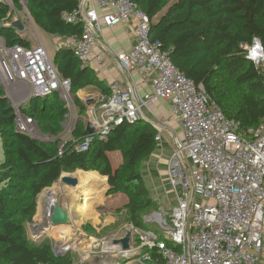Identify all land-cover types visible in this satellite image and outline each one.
Masks as SVG:
<instances>
[{"label":"built area","instance_id":"1","mask_svg":"<svg viewBox=\"0 0 264 264\" xmlns=\"http://www.w3.org/2000/svg\"><path fill=\"white\" fill-rule=\"evenodd\" d=\"M89 4L81 0L79 9L66 16L69 23L81 24L83 31L65 38V48L82 67L105 61L99 48L104 31L133 22L135 46L115 56L127 75L139 73L150 81L151 90L141 93L113 82L110 95L97 100L98 108L89 107L91 117L85 119V126L91 121L99 131L88 135L79 150L87 151L95 140H105L117 125L140 119L156 129V143L172 122L180 134L167 164L174 201L166 214L170 226L166 227L167 217L156 218L164 235L132 226L129 250L115 244L118 239L97 241L88 252L78 248L81 262L95 257L99 248L102 264H157L153 252L164 264H264V122L244 130L227 118L206 89L181 72L160 44L151 40L152 21L135 0H91ZM0 46L3 84H26L29 100L70 95L71 81L61 77L42 42L31 48ZM246 52L264 74L261 41L255 38ZM162 102L171 105L170 118L155 115L153 106ZM18 114V129L28 133L33 119ZM129 257L134 258L126 261Z\"/></svg>","mask_w":264,"mask_h":264},{"label":"trees","instance_id":"2","mask_svg":"<svg viewBox=\"0 0 264 264\" xmlns=\"http://www.w3.org/2000/svg\"><path fill=\"white\" fill-rule=\"evenodd\" d=\"M24 1L43 33L60 39L82 33L81 24L66 20L79 9L81 0ZM135 1L152 21L151 40L160 44L181 72L206 89L227 118L244 130L264 122V74L247 59L246 52L255 38L264 49V0ZM12 2L21 6V0ZM9 14L10 8L0 2V19ZM6 26L10 25L0 28V36L7 48L32 47L15 28ZM54 64L61 77L71 81L73 93L95 87L103 96L110 95V88L92 68L82 67L71 50L59 49ZM58 98V94L31 98L21 109L37 121L42 133L54 138L44 143L18 129L17 111L0 84V264H75L72 253L58 256L51 244L35 246L27 233V225L37 215L38 196L53 188L64 173H95L102 187L108 178V194L127 197L122 209L134 227L149 230L144 213L159 207L141 171L157 146L153 125L146 119L123 122L105 140L97 139L87 151H80L78 145L88 136L86 117H81L72 133L74 141L60 147L59 136L69 110ZM46 99H53L49 110ZM75 103L84 116L85 103L78 97ZM112 153L121 154L119 166L113 164ZM99 199L101 196L90 198L86 207ZM94 203L89 210L84 208L86 216L93 215ZM153 257L157 264H164L157 253Z\"/></svg>","mask_w":264,"mask_h":264},{"label":"rangeland","instance_id":"3","mask_svg":"<svg viewBox=\"0 0 264 264\" xmlns=\"http://www.w3.org/2000/svg\"><path fill=\"white\" fill-rule=\"evenodd\" d=\"M1 3L6 4L10 8V14L8 18L0 19V28L5 25H13L16 22H19L22 25V30L15 28L18 33L27 39L32 47H36L41 42L44 43L49 55L54 58L55 51H58L61 48H65L66 40L54 37L53 40L49 37V35L43 33L33 22L30 17L29 12L26 8V3L24 0H21V6L16 7L12 0H0ZM5 44V41L0 36V45ZM1 47V46H0ZM0 82L1 78H0ZM0 83V84H1ZM4 90L6 91L12 106L17 111V114L20 113L19 117L29 118V116L24 115L22 113V107H25L29 102V87L25 84L23 85H3L1 84ZM23 92V96L17 98L15 93ZM232 91L236 93V88L232 87ZM89 95H85L84 99L88 96H93L94 94L89 90L82 92ZM19 94V93H18ZM59 98L57 99L60 103L65 105L69 110L68 115L65 118V122L63 124L62 134L59 136V140L61 141L60 147H63L65 144L74 141L72 137V133L74 128L79 123L81 117L89 118L91 117V113L88 107H94L96 110L97 104H92L87 106V111L84 116L80 113L79 108L76 106L75 99L79 98L78 93L75 94L72 92L68 97L61 95L58 93ZM81 99V98H79ZM53 99H46L45 103H48L47 110L50 108V102L52 103ZM81 101L84 102L83 99ZM36 102V101H34ZM49 113V112H48ZM23 115V116H22ZM24 118V117H23ZM85 118V119H86ZM84 119V123H85ZM30 134L35 139L44 142L50 143L54 141V138L48 134L42 133L37 121L34 119L32 124H29ZM165 135V134H164ZM149 159L145 160L142 164L141 171L144 176H147L149 169ZM114 164L122 163V156L120 154H116L113 156ZM119 164V165H120ZM76 173V172H75ZM75 173H68L74 175ZM106 187H100L96 184H86L77 188L76 198L70 201H67L64 197L60 198V203L63 207L67 208L71 215V225L68 226H58L54 227L49 224L47 215L44 214V211L38 212V215L34 218V221L31 224L27 225V233L28 238L31 244L35 246L43 245V244H51L52 248L56 255H62L65 250V253H72L74 256L75 264H102V257H100V249H95V254L90 258L82 259L84 262H81V257L79 253L76 251H80L78 248L83 246L82 250L88 252V249L92 250L94 247L93 242L102 241V240H113V239H121L126 236L127 232L131 230L133 226L128 221V213L123 210L124 204L127 202V197L123 194L110 195L107 193V180ZM60 185V182L57 181L52 187V189H57ZM66 191H70L73 189L67 188L65 186ZM101 189V190H100ZM91 190V191H90ZM88 191V192H87ZM57 192V191H56ZM85 192V193H84ZM87 192V193H86ZM58 193V192H57ZM97 196H101V199L95 201L93 205V215L86 216L84 212V208L88 209V207L82 206L83 203L86 204L84 199L86 198H97ZM73 197V196H72ZM85 197V198H84ZM173 202V199H172ZM159 204V203H158ZM172 204L163 206L159 204L158 208L149 210L144 213V223L146 228L149 230H154L161 235H164V232L159 229L156 224L157 215H163L167 217V225L170 226L169 216L166 214L172 209ZM90 213V212H89ZM48 225V226H47ZM54 229V230H53ZM81 242H80V241ZM79 241V242H78ZM79 245V246H78ZM89 246L87 249L85 247ZM60 248L59 253H57L56 249ZM69 248L68 251H66ZM89 250V251H90ZM84 255V254H83ZM90 255V254H89ZM63 256V255H62Z\"/></svg>","mask_w":264,"mask_h":264},{"label":"crops","instance_id":"4","mask_svg":"<svg viewBox=\"0 0 264 264\" xmlns=\"http://www.w3.org/2000/svg\"><path fill=\"white\" fill-rule=\"evenodd\" d=\"M87 1L91 4V0ZM134 26V23L131 22L116 26L112 29H106L103 33L104 37L101 40V44L99 45L101 52H104L105 61H93L89 67L96 72L97 76L109 88L111 87L113 82H118L124 88H138L141 93H146L150 92L151 90L150 81H144L143 77L139 73H135L132 77L127 75L120 67V64L115 56V52L119 53L123 51H128L135 46L136 40L134 36ZM49 37L51 38V40H53L54 38L53 36ZM56 52L57 51H55V53ZM1 56L2 54L0 52V57ZM15 85H22V87H24L23 85L25 84ZM87 90L92 92L94 95L88 96L86 99H84V96L89 94L82 92H85ZM15 95L17 96V98H19L24 94L22 91H20L15 93ZM78 95L79 98L84 100L85 105L89 99L95 100L97 102L99 97L102 96L100 91L95 87H88L87 89L81 90L78 92ZM153 110L157 117L163 119L170 118L171 105L168 103L162 102L160 104H157L153 106ZM179 134L180 129L178 128V125L175 122H172L171 129L165 130V132L163 133L162 141L160 143H157L156 149L150 157V160L148 162L149 169L147 176L143 175L145 178L146 186L149 189L152 198L163 206H167L170 204L174 205V201L172 202V191L168 187L167 164L174 147L175 137ZM116 154L120 153L111 154L113 164V156ZM119 164L114 165L119 166ZM100 187H102V183L100 184Z\"/></svg>","mask_w":264,"mask_h":264},{"label":"water","instance_id":"5","mask_svg":"<svg viewBox=\"0 0 264 264\" xmlns=\"http://www.w3.org/2000/svg\"><path fill=\"white\" fill-rule=\"evenodd\" d=\"M164 15H165V13L162 15V17ZM6 27H13V28H17L19 30H22V28H23L19 22H16L13 25L6 26ZM92 104H96V101L89 99L86 102L87 106H90ZM85 130H86V133L88 135L96 134L99 131L98 127L95 126L91 121L87 122ZM106 180H107V193H108L109 189H110L109 185H108V178H106ZM58 181L61 182L63 184V186H66L69 188H78L80 185L79 180L77 178L73 177L71 174H68V173L62 174ZM47 189H49V188H47ZM47 189H45V190H47ZM42 193L38 196V204H39V200H40ZM38 212L39 211H37V215H38ZM45 213L47 215L46 219L49 221L48 223L54 227L68 226V225H71V223H72L70 212L67 210V208L63 207L59 203L50 205L48 208L45 209ZM131 238H132V231L130 230L127 232L125 237L118 239V240H115L114 243L120 244L124 250H129ZM68 250H69V248L66 251H68ZM58 256H62V255H58ZM133 258L134 257H129L126 259V261L132 260Z\"/></svg>","mask_w":264,"mask_h":264},{"label":"bare ground","instance_id":"6","mask_svg":"<svg viewBox=\"0 0 264 264\" xmlns=\"http://www.w3.org/2000/svg\"><path fill=\"white\" fill-rule=\"evenodd\" d=\"M73 177L77 178L79 180V184L80 186L89 184V183H93L96 184L97 186H100V184L102 183L98 177L97 174L92 173V174H86L84 171H77L74 175H72ZM92 184V185H93ZM104 187H106V183L104 185ZM103 187V188H104ZM68 188V187H67ZM73 190H68L66 191L65 186H63V184L60 182V185L58 186L57 189H52L49 188L47 190H45L39 200V204H38V211H44L45 213V209L48 208L50 205L56 204V203H60V198H65L67 201H70L74 198H76V195L74 193H76L77 188H70ZM101 190V189H100ZM58 193H57V192ZM91 191V190H90ZM88 192V191H87ZM86 192V193H87ZM85 193V192H84ZM73 196V197H72ZM85 198V197H84ZM90 198H86L84 199L85 202H87V200H89ZM96 201V200H95ZM95 201H92L91 203L88 204V210H89V206L94 203ZM61 205V204H60ZM86 204L83 203L82 206H85ZM54 230V229H53ZM79 246V245H78ZM89 246L85 247V249H87Z\"/></svg>","mask_w":264,"mask_h":264}]
</instances>
